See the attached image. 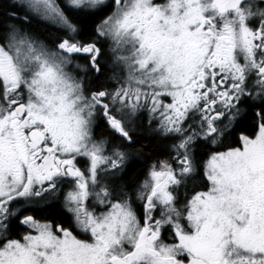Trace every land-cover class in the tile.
I'll return each mask as SVG.
<instances>
[{
	"label": "snow or ice",
	"instance_id": "obj_1",
	"mask_svg": "<svg viewBox=\"0 0 264 264\" xmlns=\"http://www.w3.org/2000/svg\"><path fill=\"white\" fill-rule=\"evenodd\" d=\"M0 264H264V0H0Z\"/></svg>",
	"mask_w": 264,
	"mask_h": 264
},
{
	"label": "trees",
	"instance_id": "obj_2",
	"mask_svg": "<svg viewBox=\"0 0 264 264\" xmlns=\"http://www.w3.org/2000/svg\"><path fill=\"white\" fill-rule=\"evenodd\" d=\"M96 18L95 17H82L81 23L84 25L85 30L90 32L91 28L93 26V22ZM33 28L39 33V35L51 42L52 40L58 39L61 35H63L62 32H60L57 28L54 26L41 22V21H34ZM251 115L248 114L237 126V132L234 133L231 140L234 142L236 135L239 134L240 131H243L242 129H249L251 125ZM134 172L136 175H140L143 172V165H138ZM32 214L37 216H47L48 218L52 219H63L61 209L58 206H50L46 209L38 208L36 209ZM17 230H21L19 226H17Z\"/></svg>",
	"mask_w": 264,
	"mask_h": 264
},
{
	"label": "flooded vegetation",
	"instance_id": "obj_3",
	"mask_svg": "<svg viewBox=\"0 0 264 264\" xmlns=\"http://www.w3.org/2000/svg\"><path fill=\"white\" fill-rule=\"evenodd\" d=\"M248 114L251 115V119H252V121H251V125H250L249 129H246V128H245V129H242L243 132H245V133H249V132H251V131L254 129V127H255V118H254V114H253V112H252V111H249V112L247 113V115H248ZM247 115H246V116H247ZM246 116H245V117H246ZM245 117H244V118H245ZM244 118H243V119H244ZM243 119H242V120H243ZM242 120H241V121H242ZM241 121H240V123H241ZM240 132H241V131H240ZM53 206H58V205H53ZM58 207H59V206H58ZM46 208H48V207H45V208H43V209H46ZM59 208H60V207H59ZM43 217H47V216H43Z\"/></svg>",
	"mask_w": 264,
	"mask_h": 264
}]
</instances>
